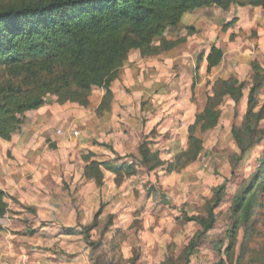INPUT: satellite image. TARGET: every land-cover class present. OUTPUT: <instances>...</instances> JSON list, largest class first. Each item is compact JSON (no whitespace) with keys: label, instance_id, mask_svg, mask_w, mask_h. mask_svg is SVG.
I'll use <instances>...</instances> for the list:
<instances>
[{"label":"rangeland","instance_id":"rangeland-1","mask_svg":"<svg viewBox=\"0 0 264 264\" xmlns=\"http://www.w3.org/2000/svg\"><path fill=\"white\" fill-rule=\"evenodd\" d=\"M234 19L237 23L228 32H223L224 24ZM188 27L195 28L194 36L187 37ZM165 37L170 41L187 37V42L153 58H142L139 52H133L114 89L115 113L99 118L95 116L94 109L99 100L96 90L89 108L67 106L50 109L52 116H55L53 112L65 115L63 117L68 123L56 124L46 118L39 120L54 129L53 136L46 137V142L36 152L45 158L44 163L32 164L29 170H21L26 179L31 180L34 174L41 172L35 166H45L49 173L59 167L64 179L63 192H69L73 202L80 201V191L93 193L96 190L89 182L82 184V180L78 181L83 156L94 151L100 159H113L112 154L105 158L102 147L96 146L99 143L95 140L84 142V137L90 134L87 132L89 128L104 126L106 135H119L117 138L121 141L129 135L131 144L135 142L137 145L149 137L161 151L162 159L171 162L177 153L186 150L189 127L202 112L215 81L234 77L246 83L244 98L239 105L236 106L229 98L224 101L218 126L202 136L204 151L182 173L167 174L159 169L149 174L141 167L139 176L126 181L122 188L114 191L110 189L112 184L107 183L106 191L96 194L99 206L93 202L92 196L88 198L86 203L98 207L104 220L93 236L95 241L101 236L108 214L116 216L113 230L96 252L99 255L111 252L113 264H130L128 259L136 253L140 255L136 264H163L167 259L180 257L199 230L197 224L186 225L180 219L184 215L205 214V205L213 196L212 190L223 183H226V198L215 211L218 218L215 229L202 240L190 264H217L226 260V256L218 252L224 253L229 245L227 232L231 226L233 201L252 183L258 170V159L264 154L263 140L246 161L234 167L231 159L239 153L232 129L243 124L247 111L251 64L257 61L264 65V11L250 6H231L228 10L217 7L199 9L187 15L178 27L169 28ZM214 45L221 48L225 56L221 65L208 73L207 63L204 61L198 68V62ZM0 81L3 84L8 81L2 71ZM142 100L146 104V113L143 114L140 112ZM259 101L264 104V89ZM32 118L36 120L39 116ZM31 122L32 119L27 117L24 123ZM261 128L264 129V122ZM139 130L142 133L138 134ZM70 131H78L79 136H73ZM135 147L132 145L127 150L132 151L133 156L138 152ZM127 160L131 161V158ZM13 172L17 173V170ZM261 183L260 190L257 192L255 189L259 204L254 217L255 231L246 239L245 231L241 230L237 240L235 262L240 256L241 264H264V183ZM113 236L115 241H111ZM81 240L83 246L84 240ZM73 246L71 243V250ZM56 250L62 251L54 246ZM99 262L109 263L110 259Z\"/></svg>","mask_w":264,"mask_h":264},{"label":"trees","instance_id":"trees-1","mask_svg":"<svg viewBox=\"0 0 264 264\" xmlns=\"http://www.w3.org/2000/svg\"><path fill=\"white\" fill-rule=\"evenodd\" d=\"M231 6L261 8L264 0H0V71L7 78L0 81V140L10 142L29 112L44 108L56 98V104H77L89 108L90 96L95 88L106 94L97 109L103 117L111 111L114 99L112 87L120 71L128 64L130 55L138 51L142 58H153L172 51L196 34L188 27V36L170 41L165 37L169 28L178 27L187 15L199 9L217 7L228 10ZM237 19L223 26L228 32ZM224 51L212 46L208 55H202L207 71L221 65ZM252 76L248 94L247 111L243 124L233 127L232 136L239 153L231 157L234 167L246 161L264 140V104L259 97L264 89V65L251 64ZM198 70V69H197ZM195 83L193 84V87ZM246 83L234 77L218 79L212 87L203 111L189 127L188 149L171 162L162 160L161 151L147 137L138 148V159L127 161L105 144L113 159H100L89 152L83 157L86 163L83 178L104 185V171L115 174L118 187L126 180L137 177L141 167L147 173L159 169L167 174L179 173L195 163L204 151V136L215 129L221 119V106L226 99L239 105L244 98ZM144 104V103H143ZM201 136V137H200ZM264 154L258 159V170L252 183L233 201L231 226L227 232L229 245L222 253L226 260L217 264H241L236 257L239 232L246 239L255 231L254 217L258 204V191L264 183ZM226 182V181H225ZM257 189V192L255 191ZM7 194L0 190V219L9 211ZM226 198V183L213 189V198L205 206L206 216L184 215L183 223H195L200 230L195 234L178 259H167L163 264H190L202 240L214 230L215 211ZM99 213L88 227L81 231L85 240L98 228ZM112 224L109 217L104 234ZM75 234L74 229L66 230ZM103 236V235H102ZM92 246H97L91 244ZM136 254L130 264H136Z\"/></svg>","mask_w":264,"mask_h":264},{"label":"crops","instance_id":"crops-1","mask_svg":"<svg viewBox=\"0 0 264 264\" xmlns=\"http://www.w3.org/2000/svg\"><path fill=\"white\" fill-rule=\"evenodd\" d=\"M255 9L261 10V8ZM119 76L120 73L112 87L114 99L111 105V111L106 113L108 115L115 113L114 105L116 93L114 89L116 83L119 80ZM95 90L99 94V100L95 105L94 113L95 116L99 118L97 115V109L101 105L106 91L104 89L95 88L90 96L91 103L93 102V96L96 94ZM143 103V100L140 101V112L142 114L146 113V104ZM67 106H77L79 108L85 109L84 107L71 103L60 106L56 104V98L51 97L50 103H48L44 108L36 112H29L25 115L24 122L27 121V117L28 119L31 118L32 122L30 124L23 122L19 130L12 136V140L10 142L0 140V190L7 194V203L9 205L8 213L4 218L0 219V264H104L99 261L103 259L107 260V258L110 259V262L105 264H113L112 260L114 258L110 256L111 252H107L104 255H99L96 252L99 248V245L102 244V241L104 244V240L108 236V233L113 230L112 227L115 223L116 216L115 214H108L106 223L102 226V228H105L108 225V219L110 216L112 218V224L104 234H102V230L99 240L95 241L93 236L101 228L102 221H104L101 219L102 213L100 212L98 218V228L90 234V240L87 241L85 240V236L83 235L81 229L82 227H88L92 224L95 215L99 213V208L87 204L86 201L88 202V198H91L92 196L93 202L99 206V201L96 196L98 189L101 191H106L107 183H111L113 188L110 189L115 191L116 189L122 188L125 182L129 181L130 179L126 180L122 186L118 187L115 182V174L109 171H104V185L99 187L95 180L86 181L83 178L84 169L86 167V163L83 161V166L81 172L79 173L78 181L82 180V184L89 182L90 185H93L96 188V193H94L95 191L93 193H86L85 190H82L79 192V195L82 196L80 201L73 202V199L69 197V192H63L64 179L62 178V173L59 167H55L53 172L49 173L45 166H35L36 168H40L41 172L34 174L31 180H27L25 173L21 171L29 170L32 168V164L36 165L39 164V162L40 164L44 163L45 158L36 155V152L39 147L46 142V137L53 136L54 129L53 127H50V125L41 124L39 120L41 121L46 118L49 120V122L52 121V123L57 122L56 124L62 123L65 125V123H68L65 121L66 118L63 117L65 115H57V113L53 112L55 116H52L50 109L53 108V111L55 109L65 108ZM37 116H39V118L36 120L32 118ZM137 117H139V115H137ZM31 126L33 127L30 128ZM96 128L105 130L104 126L98 127V125H94V128L92 129L95 130ZM92 129L89 128L87 130V132L90 134L87 135L88 137H84L86 138L84 141L85 143H89V140H95L96 143L110 146L120 157H126L127 159L132 157L138 159V148L145 139L140 143V145H137L135 142L131 144L130 140H128L129 135L125 136L121 141L117 138L119 135H116V137L111 134L106 135L107 133L105 130L104 133L107 139L100 140L97 138V136H93L91 134L93 131ZM44 132L46 133V136H41V134ZM70 132L75 137L79 136L78 131ZM140 133H142V130H139L138 134ZM46 145L49 144L46 143ZM132 145L137 147H135L137 152V155L135 156L131 155L133 153L132 151H127L130 147H132ZM96 146L100 147L99 145ZM102 149L104 151V156H106V154L107 156L112 154L113 158L115 157V155L105 147H102ZM187 149L188 143L186 150ZM186 150L177 153L175 156L185 152ZM89 152L97 154L94 151ZM88 153L86 155H88ZM127 153L129 155H126ZM15 170H17V173L13 172ZM184 170H182L181 173ZM55 185L58 186L54 190ZM198 216H206V212L205 214ZM180 220L182 221L183 217ZM186 225L189 224L186 223ZM61 229L62 231H60ZM68 229H74L75 234L67 235L66 230ZM81 239L84 240L83 246L81 244ZM191 240L192 239H190L189 242ZM111 241H115L114 236L112 237ZM71 243L74 245L72 250L70 249ZM91 244H95L97 246H92ZM79 245H81V247H79ZM54 246L60 247L62 251H54ZM77 247L78 249L75 250L74 248ZM134 248L136 249L138 246H135ZM135 255L130 256L128 261L132 260ZM178 258L179 256L176 259ZM139 260L140 255L138 261ZM159 264H161V262Z\"/></svg>","mask_w":264,"mask_h":264},{"label":"clouds","instance_id":"clouds-1","mask_svg":"<svg viewBox=\"0 0 264 264\" xmlns=\"http://www.w3.org/2000/svg\"><path fill=\"white\" fill-rule=\"evenodd\" d=\"M104 131L105 130H102V129H95V130L92 131L91 134L93 136H97V138H99V139H107V137L104 136ZM105 158H107V154H106ZM81 183H83V181H81ZM100 191L101 190L98 189L97 193L99 194Z\"/></svg>","mask_w":264,"mask_h":264},{"label":"built area","instance_id":"built-area-1","mask_svg":"<svg viewBox=\"0 0 264 264\" xmlns=\"http://www.w3.org/2000/svg\"><path fill=\"white\" fill-rule=\"evenodd\" d=\"M62 132L61 131H59V134H61Z\"/></svg>","mask_w":264,"mask_h":264}]
</instances>
